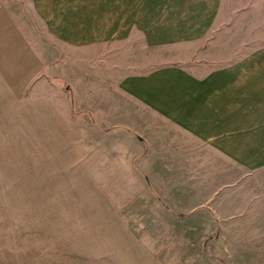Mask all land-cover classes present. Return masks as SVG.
<instances>
[{"label": "crops", "instance_id": "1", "mask_svg": "<svg viewBox=\"0 0 264 264\" xmlns=\"http://www.w3.org/2000/svg\"><path fill=\"white\" fill-rule=\"evenodd\" d=\"M225 10L226 0H0V264H171L160 243L190 241L177 226L237 218V200L230 219L218 212L239 180L219 184L217 163L264 172V41H218L192 63ZM32 21L94 50L83 62L141 65L119 56L138 39L189 54L120 75L114 110L75 62L66 110L53 93L68 69L47 61Z\"/></svg>", "mask_w": 264, "mask_h": 264}, {"label": "rangeland", "instance_id": "2", "mask_svg": "<svg viewBox=\"0 0 264 264\" xmlns=\"http://www.w3.org/2000/svg\"><path fill=\"white\" fill-rule=\"evenodd\" d=\"M238 3L235 0H226L227 10L224 11L223 18L217 21L209 38L197 49L191 48L192 63L199 61L202 57L200 54L205 49L214 45L216 47L218 41L224 43L264 41V0H255L247 6L237 9ZM20 4L26 11L25 2L20 1ZM31 29L38 39L43 40V54L46 55L47 61L54 63L57 67L65 65V68L60 71L62 75H65V70L68 69V74L57 82L60 92L53 93L66 110H69L72 104L71 80L74 72L72 65L75 62H80L77 63L79 64L77 72L92 75L94 73L97 76L98 81L93 82V92H99L100 89V91L106 89L109 92L108 99L100 98L99 106L104 107L105 104L110 106L113 102L112 109L114 110L115 106L117 107L114 90L118 83L116 79L120 75L122 76L126 72L149 70L163 64L177 63V58L189 54L188 48L151 50L138 39L137 42L127 45L133 51L128 54L122 52L123 54H119V56L126 57L127 60L137 59L136 61L141 65L128 69L122 66L109 67L104 64L105 61L101 60L91 63L79 60V58L97 57V55L93 54L94 50L77 51L65 47L51 38L35 21H32ZM215 47L210 51L214 52ZM107 75H111V77L108 78ZM110 91L112 98H110ZM217 164V178L219 184L223 182V187L230 189L237 179L239 180L237 183L239 187L234 189L233 194L230 192L229 195L226 194L228 196H225V200H229V202L226 201L223 204V209L218 212L222 218L230 219L233 217L230 202L237 200L240 207L238 213H234L237 218L224 220L223 225L215 227L198 224L186 227L177 226V236L186 235L190 241L177 240L175 243H160L161 249L165 254L174 256L171 264H264V172L254 178L249 177L248 172L243 168H235L231 163L219 162ZM219 164L222 168L219 167ZM221 169H223V176L222 179H219ZM54 180L53 177V184H55ZM50 182L47 171H43V184H50ZM255 198H257V203L254 202ZM180 230L181 233H178Z\"/></svg>", "mask_w": 264, "mask_h": 264}]
</instances>
